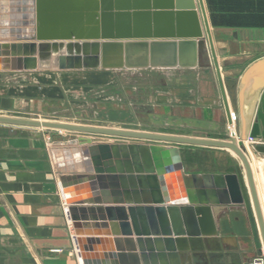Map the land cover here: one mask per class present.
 Segmentation results:
<instances>
[{"label": "water", "instance_id": "water-1", "mask_svg": "<svg viewBox=\"0 0 264 264\" xmlns=\"http://www.w3.org/2000/svg\"><path fill=\"white\" fill-rule=\"evenodd\" d=\"M5 2L0 71L112 69L110 58L119 48L146 49L151 58L156 51L181 57L190 46L198 49L195 38L204 34L212 44L203 0ZM218 84L239 141L0 115L3 126L152 141L96 142L78 136L51 144L82 264H184L191 255L197 264H224L220 252L194 251L202 237L216 234L213 207L221 206L245 208L255 246L264 252V212L249 160L252 151L264 154L259 140L264 138V55L238 75H219ZM248 138L254 140L251 147ZM179 145L228 148L244 172L236 167L232 173H188ZM102 235L111 237L97 255L93 245Z\"/></svg>", "mask_w": 264, "mask_h": 264}, {"label": "crops", "instance_id": "crops-1", "mask_svg": "<svg viewBox=\"0 0 264 264\" xmlns=\"http://www.w3.org/2000/svg\"><path fill=\"white\" fill-rule=\"evenodd\" d=\"M203 4L215 44L222 49V68L226 64L234 68L222 70V76L238 75L251 60L264 55V0H203ZM6 19L0 12V21ZM140 76L137 83L105 68L0 71V115L34 114L132 131L231 137L218 84L204 76L195 78L192 72L172 73L167 79ZM41 132L0 125V264H82L51 144L78 136L105 140L83 134L51 141ZM179 149L188 173L235 172L236 159L227 151L222 150L221 156L208 150L203 157V151L184 145ZM213 215L216 234L202 237L194 251L220 252L224 264H245L262 254L244 207H213ZM106 229L96 230L109 232ZM100 237L101 243L93 245L99 255L111 236ZM227 254L234 256V263ZM198 261L191 255L184 264Z\"/></svg>", "mask_w": 264, "mask_h": 264}, {"label": "rangeland", "instance_id": "rangeland-1", "mask_svg": "<svg viewBox=\"0 0 264 264\" xmlns=\"http://www.w3.org/2000/svg\"><path fill=\"white\" fill-rule=\"evenodd\" d=\"M7 0H4V6H7V3L5 2ZM210 39H211V45L209 44V39L207 35H202L201 37L195 38L197 43L201 42V46L198 47L197 49V57L196 60L193 64L190 65H179V64H172V65H158L154 64L151 65L148 62L149 58L151 57V52L146 49H140V50H134V52L129 51L127 53V50L123 49H116L113 52L112 57L110 58V62L112 65L108 66L112 69H115L118 71L120 77H125L128 79H131L132 82L136 81L137 83L141 79L140 75H151V74H156L158 77H162L164 79H167V75H170L173 73V75H180V74H185L186 72H192L195 78L200 77H207L210 81L214 82L215 84H218V76L222 75V70L228 71L231 69H234L229 66V64H226L224 68H222V49H218L215 41L213 39V35L210 30ZM170 55H169V54ZM172 52L171 51H156L152 55L154 56L155 61H162V62H169L171 61ZM158 57V59H156ZM153 59V58H152ZM244 63V62H243ZM227 66V67H226ZM240 67L237 68L239 70ZM186 76V75H185ZM219 86V84H218ZM2 115V114H1ZM3 115H9V116H17V117H24V118H33V119H40V120H48V121H58L61 119H57L56 117H45V116H39V115H23V114H3ZM61 122V121H60ZM68 123V122H67ZM39 131H42L41 133L45 134L47 138H49L51 141L52 140H58L60 137L62 138H68L70 136L74 135H83L79 134L76 132H71V131H62L59 132L57 130L53 129H41V128H34ZM231 129H228L230 131ZM171 132V131H168ZM61 133V134H60ZM229 134V133H228ZM87 135V134H85ZM92 137H96L98 140H105V141H125V142H131V141H136V142H146V143H152V141H147V140H140V139H133V138H126V137H109V136H101V135H88ZM202 138H211L213 139L214 137H202ZM214 139H222V136H219V138H214ZM224 139H228V137H225ZM235 139V138H234ZM260 141L264 142V138L259 139ZM107 141V142H108ZM168 144V143H165ZM185 147H188L190 149L198 150V151H203L202 155L204 157L206 151L212 150L216 151L222 156V150L227 151L229 155H233L235 157V165L234 168L236 167H241L242 172L243 167L239 159L234 155V153L228 149V148H222V147H210V146H194V145H184ZM252 154L255 158V161L258 164H261L262 166V174L264 177V154L261 153H255L252 151ZM221 167H222V160H221ZM209 244H206V247ZM264 254V252L262 251ZM261 254V253H260ZM260 254H256L260 255ZM253 256L248 263L252 261V259L255 257Z\"/></svg>", "mask_w": 264, "mask_h": 264}, {"label": "bare ground", "instance_id": "bare-ground-1", "mask_svg": "<svg viewBox=\"0 0 264 264\" xmlns=\"http://www.w3.org/2000/svg\"><path fill=\"white\" fill-rule=\"evenodd\" d=\"M201 24V30L203 32V23H200ZM176 42H174L176 48L179 46V39L175 40ZM195 41V40H193ZM171 43H167L166 45H170ZM172 45V44H171ZM172 47V46H171ZM188 49H192L191 51H188L186 52L187 54L186 55H182L181 57L176 53H173L171 54V61L169 62H162V61H155L154 57L153 59L150 57L149 58V61L148 62L149 64L151 65H154V64H158V65H172V64H179V65H186L187 63H190V64H193L195 62V58L197 56V49H194V47H191L190 48L188 47ZM194 51L196 53H194ZM169 54V53H168ZM170 55V54H169ZM187 57V58H185ZM158 59V57L156 58ZM62 132V131H60ZM249 160H250V164H251V167H252V170L254 172V176H255V181H256V186H257V189H258V193H259V196H260V200H261V203H262V209H263V212H264V177H263V174H262V166L261 164H258L256 163L255 161V158L252 154V157L250 158L249 157Z\"/></svg>", "mask_w": 264, "mask_h": 264}, {"label": "built area", "instance_id": "built-area-1", "mask_svg": "<svg viewBox=\"0 0 264 264\" xmlns=\"http://www.w3.org/2000/svg\"><path fill=\"white\" fill-rule=\"evenodd\" d=\"M229 129H231V130H230V135H231V137H233V138H235L236 140L239 141V139H238V135L236 134V131H235L234 127L229 125ZM59 132H60V131H59ZM253 143H254V140L251 139V138H248V139L246 140V144H247V145H250V147L252 146ZM248 264H264V254L262 253V254H260V255L255 256V257L252 259V261H251L250 263H248Z\"/></svg>", "mask_w": 264, "mask_h": 264}]
</instances>
